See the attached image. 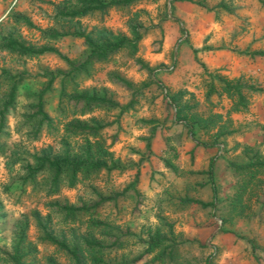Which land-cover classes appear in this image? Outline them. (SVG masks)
<instances>
[{"label":"rangeland","instance_id":"rangeland-1","mask_svg":"<svg viewBox=\"0 0 264 264\" xmlns=\"http://www.w3.org/2000/svg\"><path fill=\"white\" fill-rule=\"evenodd\" d=\"M62 1L0 0V38L12 34L29 44H48L42 30L61 27L55 14ZM130 21L147 29L136 54L119 49L80 80L83 87L106 90L119 108L72 116L69 109H57L56 91L49 93L46 110L54 128L43 126L33 138L21 125V114L32 99L28 93L38 90L44 79L29 78L32 84L18 88L15 108L6 115L0 133V259L1 252H14L25 229L23 264H70L51 245L38 242L35 212L44 215V204L51 199L78 203L95 197L92 188L110 195L134 180L136 165L102 171L53 197L21 184L19 176L25 171L19 160L32 162V155L41 149L61 146L64 123L77 117L98 120L104 125L102 137L109 150L128 164L139 162L136 192L128 189L115 206L106 204L102 217L142 236L156 228L165 231L161 219L165 218L181 240L176 264H264V168L243 189L251 175L231 165L245 164L255 150L264 156V56L250 55L264 50V8L257 0H137L124 8L111 7L103 17H84L79 23L87 30L104 26L128 33ZM62 26L73 30L75 23ZM50 44L71 58L83 51L81 39L75 37ZM192 47L198 49L197 57ZM65 68L53 53L29 57L0 49V97L9 90V73L35 75ZM112 76L126 79L131 87ZM218 77L261 91L242 88L243 103L239 104L236 95L223 90ZM184 122L193 124L192 133ZM152 126L148 153L144 138ZM12 152L14 162L9 156ZM211 162L218 192L215 208L180 204L178 197L184 194L211 199L209 187L199 184L205 180L200 172ZM77 231L84 233V227ZM140 248L134 246L132 254ZM149 258L135 264H152Z\"/></svg>","mask_w":264,"mask_h":264},{"label":"trees","instance_id":"trees-1","mask_svg":"<svg viewBox=\"0 0 264 264\" xmlns=\"http://www.w3.org/2000/svg\"><path fill=\"white\" fill-rule=\"evenodd\" d=\"M137 0H63L56 10L55 17L63 24L75 23L73 30H65L63 24L59 29L47 28L42 30L46 41L42 45L26 43L18 36L4 35L0 38V49L15 52L29 57H38L47 53L58 56L66 65L65 69L44 70L41 74H29L22 72L18 75L7 74L10 87L1 99L0 104V133L5 122L6 115L15 108V95L18 88L30 85L29 78H43L40 87L28 95L31 101L24 106L21 114V125L26 127L27 133L33 138L43 126L53 127V119L46 110L47 96L49 93H57V109L65 111L69 109L72 116L86 115L99 108H119L120 105L112 99L106 90L87 88L81 86V79L89 77L98 62L106 61L110 54L119 49H128L132 56L136 54L138 45L147 29L138 21H130L128 33L115 32L107 27L87 30L79 23L84 17L99 14L103 17L111 7L124 8ZM264 8V0H257ZM27 24L31 22L24 18ZM66 37L81 39L82 53L71 58L61 52L50 42H57ZM195 57L198 49L192 47ZM250 55L264 56V50L251 52ZM136 62L147 71L151 69L136 58ZM114 81L127 87L130 82L119 76H112ZM223 90L229 95H236L238 103H243L242 88H248L257 92L252 85L246 86L243 82L233 83L222 77H218ZM122 111L125 108H120ZM142 122H153L142 120ZM187 130L193 132V124L184 122ZM104 125L98 120H80L77 117L66 121L63 126V134L58 148L47 146L32 155V162L20 161V168L24 174L19 176L21 184H29L33 189H42L46 197L59 195L63 188H74L79 183L90 181L102 171H122L135 166L134 180L122 191L104 195L95 188V197L90 200L80 199L77 203L59 199H51L45 202L47 212L42 215L34 214V226L37 232V240L43 244L51 245L59 254L64 255L70 264H135L146 256H150L152 264H176L177 248L181 240L175 235L173 226L165 218H161L167 226L165 231L156 228L148 230L145 236L131 232L128 228L109 222L101 213L106 204L116 205L118 197L126 195L128 189L136 192V184L139 181V162H124L115 156L102 137ZM155 126L151 127V133L145 137V148L151 151V138ZM15 157L14 152L10 155ZM166 165L171 163L164 159ZM15 160L13 159V162ZM141 161V160H139ZM11 163L9 164L10 167ZM129 165V166H128ZM234 167L241 168L250 173L249 179L244 182L243 189L247 188L255 173L264 168V156L255 150L248 161L241 166L231 163ZM204 181L199 184L208 186L211 191V199L204 201L199 198L184 194L179 196L182 205L196 204L202 208H215L218 199L215 181L214 165L200 172ZM84 227V233L77 230ZM25 229L21 230L13 253H3L1 264H23L22 244L25 243ZM141 245L137 254H132L133 247ZM133 255V256H132Z\"/></svg>","mask_w":264,"mask_h":264}]
</instances>
